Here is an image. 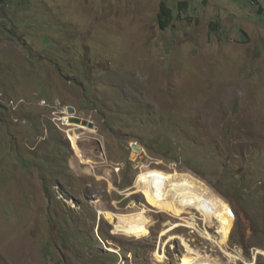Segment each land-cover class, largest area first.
<instances>
[{"label": "rangeland", "instance_id": "374dc122", "mask_svg": "<svg viewBox=\"0 0 264 264\" xmlns=\"http://www.w3.org/2000/svg\"><path fill=\"white\" fill-rule=\"evenodd\" d=\"M13 1H0L13 26L0 24V264H182L184 244L209 264H264V0H188L164 31L169 0ZM143 172L200 189L176 218L135 188ZM139 211L144 230L120 231Z\"/></svg>", "mask_w": 264, "mask_h": 264}, {"label": "bare ground", "instance_id": "6f19581e", "mask_svg": "<svg viewBox=\"0 0 264 264\" xmlns=\"http://www.w3.org/2000/svg\"><path fill=\"white\" fill-rule=\"evenodd\" d=\"M66 117L68 116L66 115ZM77 125L79 126H75L76 128L80 130L85 129L81 124ZM86 129L88 128L86 127ZM69 138L75 153L81 158L82 155L77 146L80 137L74 133ZM154 176H158V174L154 172L141 173L137 177L135 188L145 191L151 198L157 200L162 205H166L174 217L180 218V214L188 207L187 205L195 200L194 194L200 189L199 180L189 174H179L177 172L173 174L159 173L160 179L158 182ZM104 216L110 221L112 220L108 212H105ZM118 218L119 230L131 235L141 232L148 224L145 211L118 215ZM184 247L187 255L183 257L182 264H209L197 252H192L187 244H184ZM162 259L164 258L160 260Z\"/></svg>", "mask_w": 264, "mask_h": 264}, {"label": "trees", "instance_id": "16d2710c", "mask_svg": "<svg viewBox=\"0 0 264 264\" xmlns=\"http://www.w3.org/2000/svg\"><path fill=\"white\" fill-rule=\"evenodd\" d=\"M0 1H1V3L5 4V0H0ZM12 1L10 2L8 0V2H7L8 7L12 3ZM169 1H170L169 3H161V5L159 7V11H158V15H157V22H158V27L161 31H164L170 27H173V25L175 23H178V21L180 19L179 15L181 13L187 14V12L190 10V4H189L188 0H180L179 2L176 3L175 6L171 5V4H173L172 3L173 0H169ZM250 1L252 2L254 0H250ZM13 3H15V2L13 1ZM254 3L255 2H252L253 5H254ZM8 7H7V9H8ZM0 24L2 25V27H5V30L8 33H13L12 32L13 26L11 25V22L9 20H7L6 23H3V21H0ZM47 43H49V41H47ZM146 147L149 148L148 146H145V148ZM217 191L222 192L218 189H217ZM236 191L238 193H241V191H243V188H238Z\"/></svg>", "mask_w": 264, "mask_h": 264}, {"label": "water", "instance_id": "95a60500", "mask_svg": "<svg viewBox=\"0 0 264 264\" xmlns=\"http://www.w3.org/2000/svg\"><path fill=\"white\" fill-rule=\"evenodd\" d=\"M66 110H67V114L69 116L68 120H69L70 123H72V124H81L83 127H87L88 129L97 130L92 122L75 117L74 116V114H75L74 108L67 107ZM131 149L136 154L140 153V151H141L140 148L136 144H132L131 145Z\"/></svg>", "mask_w": 264, "mask_h": 264}, {"label": "built area", "instance_id": "2783aa9c", "mask_svg": "<svg viewBox=\"0 0 264 264\" xmlns=\"http://www.w3.org/2000/svg\"><path fill=\"white\" fill-rule=\"evenodd\" d=\"M41 105H46V106H47V108L51 109V108H50V107H51V106H50V104H42V102H41ZM52 109H54V110H55L56 108H52ZM63 126H65V125H63ZM69 126H71V125H69ZM116 169L118 170V168H116ZM116 169H115V170H116Z\"/></svg>", "mask_w": 264, "mask_h": 264}, {"label": "clouds", "instance_id": "9594fccd", "mask_svg": "<svg viewBox=\"0 0 264 264\" xmlns=\"http://www.w3.org/2000/svg\"><path fill=\"white\" fill-rule=\"evenodd\" d=\"M48 103V102H47ZM68 115V114H67ZM75 115V114H74ZM71 125H73L72 123H71ZM92 130V129H91Z\"/></svg>", "mask_w": 264, "mask_h": 264}]
</instances>
